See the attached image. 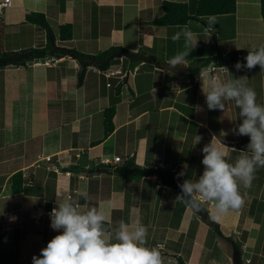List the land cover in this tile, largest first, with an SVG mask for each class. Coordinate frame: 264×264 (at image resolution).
I'll use <instances>...</instances> for the list:
<instances>
[{"label":"crops","instance_id":"crops-1","mask_svg":"<svg viewBox=\"0 0 264 264\" xmlns=\"http://www.w3.org/2000/svg\"><path fill=\"white\" fill-rule=\"evenodd\" d=\"M8 1L9 6L0 14V53L14 55L46 45L45 30L26 21L27 14L35 12L45 15L61 48L85 55L120 48L145 60L136 59L140 63L132 70L122 58L110 66L108 71L114 73L111 78L95 67L89 68L81 85L77 79L81 68L72 57L61 56L57 65L45 64L58 58L54 53L26 66L1 71L10 80L22 77L21 83L30 90L20 85V93L27 91L30 97L28 112H24L23 104L17 110V106H10L4 116L17 119H5L2 128L0 125V264H32L33 256H38L58 234L50 227L48 212L65 197L81 204L82 211L103 207L113 233L120 221L139 219L148 228V246L165 244L164 264H178V258L189 264H234L235 244H240L243 264H264V167L256 170L249 187L241 185L244 202L240 207L217 219L214 201L201 205L218 224L222 236L199 211L177 200L179 190L163 178L143 172L145 168L168 172L177 185L188 178L195 180L204 170L202 148L213 134L220 136L222 132L225 135L220 139L230 148L225 149L227 159L234 163L249 143V137L233 132L242 119L240 109L229 101L226 113L208 110L199 77L225 81L246 76L247 85L257 93V102L264 104V70L257 65L237 71L235 64H230L225 66L229 73L222 68L206 69L191 81L162 68L178 52L173 50L179 48L171 46L180 40L174 41L172 36L183 26L163 27L152 22L161 17L158 11L163 12L164 1L190 0ZM256 1L237 0L236 14L224 18L246 21V11L248 16L254 5L261 8L260 0ZM65 24L72 26L73 39L63 42L58 27ZM188 26L200 41L185 63L186 73L189 63L197 58L216 56L211 31L224 53L264 46V33L257 46L249 42L250 47L249 39L241 41L243 25H213L207 31L204 25L189 22ZM205 49L211 53L202 56ZM149 56L156 59V64L147 63ZM120 74L125 79L115 129L105 138L102 113L104 118L112 88L123 78ZM3 85L13 88L9 83ZM6 104H12L11 99L4 105L0 101L1 107ZM196 135L202 137L197 145ZM115 157H121L122 162L113 164L110 174L93 176L94 164ZM69 166L78 168L68 172L58 168ZM52 167L59 171H52ZM182 170L186 175L178 179ZM19 171L25 189L14 194L10 178Z\"/></svg>","mask_w":264,"mask_h":264},{"label":"clouds","instance_id":"clouds-1","mask_svg":"<svg viewBox=\"0 0 264 264\" xmlns=\"http://www.w3.org/2000/svg\"><path fill=\"white\" fill-rule=\"evenodd\" d=\"M214 24L215 17L209 16L204 25L205 30H211ZM181 38L184 40L183 50L177 52L166 64L170 71L185 66L200 41L198 34L188 25H184L181 31L172 36L174 41ZM244 61L235 64L237 71L245 68L251 70L257 65L264 70V46L250 48ZM211 64L216 65L214 62ZM218 68L229 73L226 67ZM208 69L215 71L217 67L210 66ZM199 79L207 109L226 113L229 101H234L240 109L242 119L233 132L238 136L249 137L246 150H240L235 162L230 163L225 151L230 148L220 139L221 134L225 133L222 132L220 136L213 134L210 142L202 148V174L195 180L188 178L178 185L181 193L177 200L183 201L194 211H199L206 201H214L215 218L218 219L222 214L243 204L241 185L249 187L256 170L264 167V104L257 102V93L247 85L246 81L249 79L246 76L221 81L201 75ZM201 139V136L196 135V145ZM120 163H115L114 159L105 163L98 162L96 165L113 166ZM187 167L184 165V169ZM185 175L186 172L182 170L177 178ZM81 208V204L67 197L56 201V207L51 210L49 217L51 229L58 234L38 256H33L32 264H164L165 244L148 246V228L139 219L132 223L120 221L113 233L107 226L108 215L103 207L91 206L86 211Z\"/></svg>","mask_w":264,"mask_h":264},{"label":"trees","instance_id":"trees-1","mask_svg":"<svg viewBox=\"0 0 264 264\" xmlns=\"http://www.w3.org/2000/svg\"><path fill=\"white\" fill-rule=\"evenodd\" d=\"M5 1V0H4ZM3 1V2H4ZM1 3V2H0ZM261 3V14L264 20V0H260ZM189 5L187 3H177V2H170V1H164L162 3V10L163 15L155 19L152 23L156 26H163V27H177V26H184L188 25L189 22L192 20L194 21H200L203 20L204 17L207 16H229L236 14L237 11V0H197L196 2V10L194 14H190L189 11ZM26 21L28 23L34 24L45 30L46 36H47V42L46 45L42 48H33L30 49L33 54L24 60H20L17 62H8V63H0V71H3L4 69L8 67H23L26 66L29 62H34L40 59H44L50 55H52L55 52L60 51H66L71 53L73 56L72 58L77 60L81 71L78 74V85H81L84 80L85 76L89 70V68H97L98 71L104 73L109 70L110 66L115 63H120L121 59L123 58L124 63H129V65H132V70L134 69L135 65L139 64L140 61L136 60L134 58H129L127 55H134L133 53H130L128 51H125L120 48H111L107 51L100 52L96 55H85L83 53H80L74 49H66L61 48L56 43V36L54 35L50 24L42 13H35L31 12L27 14ZM58 33H59V40L65 42L70 41L73 39V28L70 24L60 25L58 27ZM212 38L214 40V43L212 44V48L216 53V56L214 57H199L196 60L189 63V71L183 77L190 79L191 81L195 78L199 77L202 72L208 67L213 66H229L230 64H236L238 61L245 62L244 58L248 55L249 51L244 50H233L229 51L227 53L222 52L220 46H219V40L218 37L212 33ZM27 52V51H26ZM24 53V52H23ZM116 53H121V57H117L115 59L111 60V57L115 55ZM13 55L12 53H0V58H6ZM139 55V53H137ZM105 62V63H104ZM156 59L152 56L148 57L147 63L156 64ZM215 63L211 64V63ZM123 79L116 85L113 86L112 92L110 94V105L107 109L104 111V136L107 138L110 136L115 129V116L117 113V104L121 101V92H122V85L124 82ZM28 79L24 81H27ZM10 84H14L16 87L21 84L22 88L30 90L28 86L24 85L23 83H19V81L12 80ZM25 93L27 91H24ZM26 96L28 98L30 97V94L28 93ZM219 133V131H217ZM132 162V161H131ZM129 163L131 166H136L132 163ZM60 168V171L62 172H68L71 170H74L75 168H78V166H69V167H58ZM91 171L93 173L97 174H103L108 175L111 171L114 170V167L111 164H99V165H93L91 167ZM137 169V168H136ZM52 171H55L53 167L51 168ZM59 170V169H58ZM56 172V171H55ZM143 172L145 174H153L155 177H161L163 178L164 182L172 187H174L176 190H179L181 192V189L176 184V181L172 178V175L168 172H160L156 169H144ZM157 174V175H156ZM12 191L14 194L21 193L24 188V177L23 173L21 171L15 173L10 178ZM186 205V204H185ZM202 207V206H201ZM204 209V208H203ZM207 217V222L211 224L216 232L222 236V233L220 232L219 226L217 223L213 222L208 217V212L205 211ZM109 227V225L107 224ZM229 240V239H228ZM235 248L240 251V244H235ZM178 264H189L186 260L182 258H178Z\"/></svg>","mask_w":264,"mask_h":264},{"label":"rangeland","instance_id":"rangeland-1","mask_svg":"<svg viewBox=\"0 0 264 264\" xmlns=\"http://www.w3.org/2000/svg\"><path fill=\"white\" fill-rule=\"evenodd\" d=\"M190 1L187 3L189 5V8H190L189 11H190V14H194V12L196 10V2H197V0H192L191 2ZM251 1L252 2H257L256 0H251ZM161 13L163 15V12L161 10H159L158 11V14H161ZM239 13L241 15V12H239ZM245 15H246V19L247 20L246 21H242V22L239 21V20H238V22L235 21V18L234 17H231V18L225 17L224 18V16H214L215 17V24L214 25H221V27H224V25H228L227 28H229V25H243V26H240V35H239V37H240L241 41H244V43H245L249 39L248 40L249 46L251 44H253V46H257L258 44H260V42H261L260 40H262V36H263L262 34L264 33V20H263L262 14H261V8H260V6L254 5L252 7L251 11L248 13V16H247V11L245 12ZM208 17L209 16L204 17L203 20H200V21H194V20H192L190 22V25H197V26L198 25H205L207 23V18ZM181 29L182 28H179L178 30L176 29L175 31L178 32V31H181ZM224 30L225 29L222 28L221 31L224 32ZM248 33H250V35L249 36H246ZM210 34H212V31H211ZM208 36L210 37L209 34H208ZM209 37H207V38H209ZM143 42H144V39H143ZM163 43H165V41ZM243 46H244V44H243ZM171 48L172 49L173 48H179V50H173V52H177V51L179 52V51L183 50V48H184V40H183V38H181L179 42H176L175 45H173V47L171 46ZM205 50L206 51H205V53H203L202 56H207L206 54H210L211 53V50H209V49H205ZM2 72L0 73V82H2L1 83L2 84V87H1V84H0V101L4 105L6 99L8 101L11 99V103L12 104H10L9 106H8V104H6L4 107H3V105H2V107L0 106V125H1V128H2V123L5 121V119H9L10 121L17 119L15 117L8 118L7 116H4L5 115V112L8 110V108H10V106H12V107L17 106L18 107V108H16V110H17V109H20L21 108L20 106H22V104H23L24 112H28L29 111V109H27L28 106H29V99H28V96H26L27 93H25V92L22 93V94L20 93V91H21L20 85L21 84L18 85V87H16L14 84H10L11 83L10 81H12V80L17 81V79H19V83H20V81H21L20 79L22 77L21 78L20 77L13 78L12 80H10V79H8L7 74L2 73ZM26 79H28V78H26ZM4 82H5V84L6 83L7 84L9 83L8 86H10V85L12 86L13 85V88L5 89V87L3 85ZM89 85H91V83H89ZM192 99H193V97H192ZM16 113H18V112H16ZM102 119L104 120L103 113H102ZM172 136L173 135H171V137ZM95 174L96 173H93V176Z\"/></svg>","mask_w":264,"mask_h":264},{"label":"water","instance_id":"water-1","mask_svg":"<svg viewBox=\"0 0 264 264\" xmlns=\"http://www.w3.org/2000/svg\"><path fill=\"white\" fill-rule=\"evenodd\" d=\"M32 54H33V52H31V51H27V52H24V53H17V54L11 55V56L6 57V58H0V63L17 62V61L29 58ZM53 55L56 56V57H61V56H63V57H72L73 56L71 53L66 52V51L55 52ZM121 55H122L121 53H116L115 55H113L111 57V60L115 59L117 57H121ZM127 57H129V58L132 57L134 59H144L145 60V57H140V56H136V55H127ZM161 67L168 70V66L167 65H161ZM186 71H187V67L186 66H179L176 70L171 71V72H174V73L180 74V75H184L186 73ZM199 213L203 217L205 216V218H206L205 212H204V210L202 208L199 210ZM233 262H234V264H243L242 261H241L240 251H238L236 248H235V255L233 257Z\"/></svg>","mask_w":264,"mask_h":264},{"label":"built area","instance_id":"built-area-1","mask_svg":"<svg viewBox=\"0 0 264 264\" xmlns=\"http://www.w3.org/2000/svg\"><path fill=\"white\" fill-rule=\"evenodd\" d=\"M9 6V1L8 0H5L4 2H1L0 3V14H2L3 13V10L6 8V7H8ZM62 61V59H61V57H58V58H53V59H51V60H48V61H46L45 62V64L46 65H48V66H52V65H57V64H59L60 62ZM104 75H105V77H108V78H110V77H112L113 75H114V73H111V72H109V71H106V72H104L103 73ZM121 162V158L120 157H116L115 158V163H120ZM53 169L56 171V172H58L59 170L57 169V167H53ZM204 202V201H203ZM51 212V211H50ZM50 212H48V216H49V213ZM246 262L247 263H249V261H247L246 260Z\"/></svg>","mask_w":264,"mask_h":264}]
</instances>
